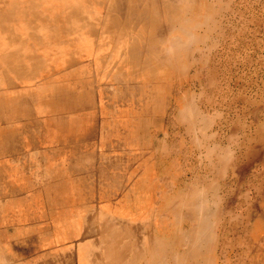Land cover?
Returning a JSON list of instances; mask_svg holds the SVG:
<instances>
[{"label":"bare ground","instance_id":"obj_1","mask_svg":"<svg viewBox=\"0 0 264 264\" xmlns=\"http://www.w3.org/2000/svg\"><path fill=\"white\" fill-rule=\"evenodd\" d=\"M233 1L82 0L78 7L74 3L71 8L70 5L65 7L66 0H63L52 11L48 19L51 22L43 21V25L52 27L49 31L0 29V220L18 225L20 228L15 235L19 237L29 233L37 238L33 257L17 256L15 264H241L242 240L231 237L234 231L240 233L239 227L250 237L245 250L249 264H264V237L258 240L260 226L253 222L248 230L249 215L237 222L229 216L230 211L222 213L216 193L218 179L212 174L215 171L225 175V169L247 155L242 147L245 140L239 143L242 148L239 154L227 144L222 146L216 141L212 130L215 127L224 130L226 119L222 113L216 116L199 105L200 93L183 87L187 83L184 80L187 71L193 65L199 66L195 74L198 78L214 81L216 70L211 58L216 52L218 32L225 31L227 26L220 17L227 12L242 15L239 8L232 7ZM94 13L98 14L97 18H103L101 23L96 21ZM77 26L80 30L75 31ZM98 30L100 35L92 37ZM113 38L116 41L110 58L105 69L96 72V81L87 68L69 67L79 56V47L85 52L83 56L89 52L102 64ZM95 42H98L96 48L93 47ZM3 44L7 51L1 53ZM95 90L102 112L107 104L105 97L114 104L118 99L123 101L122 97L129 98L141 106L147 93L151 103L146 108L152 114L163 110L159 101L166 91L167 96L172 97L168 100L174 102L172 122L189 135V144L202 156L200 164L204 170L185 181L182 187L172 183L164 174L167 169L154 170L153 165L158 160L156 155L167 149L166 140L152 147L148 145V150L143 152L146 157L143 169L135 167L137 178L130 179L128 175L130 181L128 189L124 190L125 197L118 195L121 200L125 198L126 206L111 205L107 192L100 193L102 200L91 191L84 192L85 204L75 215L70 229L64 219L47 221L50 217L46 220L45 213V204H50L53 190L58 192L57 201L67 204L66 183L60 182L61 176L57 179L55 172L53 179L59 180L58 187L56 183L42 191L37 188L41 179L27 173L35 166L22 161L29 154L47 156L49 169L54 166L61 173L62 167L51 164V160H70L73 169L81 171L84 169L80 168L98 160L100 166H104L122 155L129 159L138 156L136 150L132 151L137 146L128 140L133 139V127L125 134V151L120 152L110 145L96 151H78V141L92 126V114L98 109H89ZM207 100L210 104L211 98ZM64 111L77 113L78 119L69 132L61 129L60 135L54 136L49 133L54 122V127L59 128L68 124L62 117ZM123 114L128 115V112ZM35 116L42 119L38 134L44 139L40 141V148L34 146L36 142L29 138L26 129V124ZM228 125L229 129L245 126L238 121L232 124L228 121ZM118 134L119 131L112 135L115 142L121 141ZM257 137L260 140V136ZM228 140L232 139L228 137ZM249 142L246 148L253 153V145L248 146ZM26 151L27 155L23 156ZM146 165L150 167L144 170ZM48 184L42 183L43 186ZM149 188L158 192L156 197L146 198ZM223 218L231 221L232 226L228 227V222L222 226L220 220ZM235 244L239 246L230 260L228 250ZM1 247V257L9 258L6 255L11 254L9 248ZM2 261L0 264H7Z\"/></svg>","mask_w":264,"mask_h":264},{"label":"rangeland","instance_id":"obj_2","mask_svg":"<svg viewBox=\"0 0 264 264\" xmlns=\"http://www.w3.org/2000/svg\"><path fill=\"white\" fill-rule=\"evenodd\" d=\"M61 1L63 0H0V29H3V31H49L52 27L43 25V21H45V23L51 22L48 21V19L52 17V11L60 6ZM81 1L82 0H66L67 4L64 3L63 5L65 7L71 6L72 8L74 3L76 7ZM233 4L232 7L235 10L239 8L238 10L242 12V15H240L239 12H227L220 17L221 22L227 23V26H225V31L218 32L217 45H215L214 50L216 52L211 58L212 66L216 70L214 81L209 82L210 79L208 78L207 80L205 77L198 78L195 74L198 72L199 66L193 65L187 71V75L184 78L187 83L183 84V87L189 88L192 93H200L199 96L203 99L198 97L199 105L205 107L216 116L222 113V116L226 119L227 124L225 125L226 127H224L225 129L223 128L224 130H220L219 127H215L213 130L211 129L215 132L213 133L215 134L216 141H219L222 146L227 144L233 152L239 154L242 149L239 143L245 140V146L243 145L242 147L244 151L247 152V155L244 156L241 154L243 156H241L240 160L235 161L231 165L233 167L230 166L225 169L226 171L224 170L225 173L223 174L225 175H218L215 171L212 174L218 179L216 182L217 184L219 183V185H217L216 193L218 194L219 206H221L222 213L224 214L225 210L230 211L229 216L233 217V220L237 222H240L243 216L249 215L248 220H251V223L247 228L250 230L252 223L257 222L260 226L258 240L261 241L264 237V0H234ZM86 6L94 8L89 3H86ZM20 9L22 10L20 11ZM4 16L6 18H4ZM15 16L17 17L15 18ZM97 16L98 14L96 15V13H94L96 21L101 23L103 18L98 17V19ZM7 23L10 26H8ZM55 29L57 30V28ZM78 30L80 29L77 26L75 31ZM98 35H100L99 30L95 31L92 37H97ZM115 41L116 39L113 43L111 42V46L107 53L108 56L102 64L99 61H95L93 57L90 56L89 52L83 56L85 52L79 47L78 51L81 52H79V56H76L72 63H70L71 66L69 67H74V69H78V67L81 69L87 68L96 81V72L98 71L101 73L102 70L105 69V63H107V60L110 58L109 54L112 52ZM97 46L98 42H95L93 47L96 48ZM76 49L77 47L75 50ZM5 51H7L6 45L3 44L1 53ZM175 88L176 86L173 87L174 91ZM97 96L98 94L95 90L92 105L89 106L91 111H95L98 108V103H101V100L97 98ZM150 97L151 96L146 93V100H144L141 106L137 103H132L129 98L122 97L123 101L118 99L115 101L117 104H114L113 101H109L105 97L107 102L106 107H104L105 111L102 112V110L98 108L95 115L94 113L92 114L94 120L92 126L84 135L83 139L78 141V151H96L100 148L112 146L122 152L127 148L125 145V134H129V129L133 127V139L128 140H130L133 145L137 146L136 149H132V151L136 150L138 153V156L134 159H129L126 155H122L117 158V161L113 160L110 164L104 166H100L98 160V162L88 167L80 168L84 169L81 171L73 169L74 166L70 160L62 159L59 162L51 160V164H58V166L62 167L63 171L61 173L54 166L50 167V169L52 168L54 170L49 169L50 161H47V156L35 157L33 156L34 154H29L23 159L22 163L33 164L35 166L34 170L27 173L41 179L38 185H42L45 181L50 183L52 187L57 183L56 187H58L59 180L53 179L55 172L57 179L61 176L60 182L63 183L64 181L66 183L67 204H60V202L57 201V190H50V204H45L47 207L45 208V213L46 216H48L46 220L50 217V220L48 219L47 221L57 220V218L64 219L67 227L71 229L75 215L81 211L85 204L84 192L87 193L88 191L97 194V199L100 197L101 200L103 198L101 195L107 192L110 196L109 201L111 205L126 206L125 198L121 200L118 198V195L121 196L123 194L124 196V190L128 189L127 185L130 179L137 178L138 172H135V167L138 166L140 170L143 169L144 162L146 161L143 152L148 150V145L152 147L161 140H166L164 143H167L168 146L167 149L164 150L165 153L163 152V155L161 154L162 156L156 155L158 160H155L153 163L154 170H162V167L164 170L167 169V172L164 174L168 175L170 182L177 183L182 187L185 181L192 179L196 173L198 174L204 170L201 166L202 164H200L202 156L198 155L199 150L197 148L191 147V144H189V135L182 127L173 124L174 121L172 119L174 115H172V111L174 102L172 103V101L168 100V98L172 100V97L167 96L165 91V95L162 97L163 99L159 101L161 102L160 109L163 108V110L154 114L150 113L148 108H146L149 107L151 103ZM208 98H211V100H209L210 104L206 102ZM124 111L128 112V115H124ZM69 112L64 111L62 115V117L68 121L67 126L63 125L60 128L54 127V122L53 125H51L53 127L49 128V133L58 136L61 133V129L69 132L78 119L77 113L71 114ZM40 121H42V119L35 116L33 120H30L26 124L28 136L33 139L34 143L36 142L34 146L37 147L39 144H42L40 141L44 139L42 134H38L41 129ZM228 121L230 124H232L233 121H238L245 126L229 129ZM118 131L120 134H118L117 137H121L119 139L121 141L115 142L112 135L113 133L116 134ZM257 136H260V140ZM228 137L232 140H228ZM254 137H256L258 141ZM175 139L176 142H174ZM248 141H250L248 146L253 145V153L251 150H247L249 147L246 148ZM256 145L257 147H255ZM170 147L171 149H169ZM234 165L239 166L236 168ZM171 166L172 169L170 168ZM147 167L150 166L146 165L144 170ZM233 168H235V170ZM128 175L130 179H127ZM160 175L162 174L158 173V176ZM61 187H63V184ZM42 188V190H46V188ZM101 192L102 194H100ZM157 194L158 192L149 188L145 195L148 199L149 196L156 197ZM133 196H131L132 204L134 203ZM46 197L47 199L49 198V196ZM62 208H64V210ZM57 211H59L60 214ZM66 213H70V215ZM227 218L220 220L222 226L225 225V222H228ZM259 218H261V220ZM242 221L245 223L247 222V220L244 221L243 219ZM230 222L227 224L228 227L232 226V222L231 224ZM239 229L240 233L234 231L231 237L233 240H240L241 238L243 246V249H241V264H249L247 252L245 250L250 241V237H248L249 234H247V231L243 228L239 227ZM220 230L222 233L221 226ZM35 240H37L36 236ZM238 246V244H235L233 248L228 250L230 251L228 252L230 260H233L234 254L236 253L235 250ZM34 250H36L35 247ZM233 250L234 252H232ZM258 263L262 264L260 262Z\"/></svg>","mask_w":264,"mask_h":264},{"label":"crops","instance_id":"obj_3","mask_svg":"<svg viewBox=\"0 0 264 264\" xmlns=\"http://www.w3.org/2000/svg\"><path fill=\"white\" fill-rule=\"evenodd\" d=\"M38 147L40 148V144L38 145ZM27 153L28 152L26 151L23 156H26ZM42 187L44 188L51 187V184L44 186L43 185L37 186V188H41V190L43 189ZM37 188H33V189H37ZM42 191H46V190H42ZM0 216H1V212H0ZM15 225L16 224H14L13 222L10 221L4 222L3 220H0V249L2 250L1 245L2 246L4 245L5 247H7V249L9 248L8 250L11 252L10 255L6 254L9 256V258L1 257L2 254L0 253V262L4 260L2 262H6L7 264H15L14 261L16 260L17 256L24 257L25 259H30L33 257V254L35 252L34 250L35 235L34 234L30 235L29 233H26L19 237L18 235L15 234L17 233L16 229L18 230L20 227H18V225L16 226ZM2 253L4 252L2 251ZM12 255L13 257H11Z\"/></svg>","mask_w":264,"mask_h":264}]
</instances>
